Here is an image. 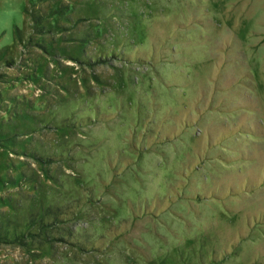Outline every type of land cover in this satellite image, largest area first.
<instances>
[{
    "label": "rangeland",
    "instance_id": "1",
    "mask_svg": "<svg viewBox=\"0 0 264 264\" xmlns=\"http://www.w3.org/2000/svg\"><path fill=\"white\" fill-rule=\"evenodd\" d=\"M1 147L0 264H264V0H0Z\"/></svg>",
    "mask_w": 264,
    "mask_h": 264
},
{
    "label": "trees",
    "instance_id": "2",
    "mask_svg": "<svg viewBox=\"0 0 264 264\" xmlns=\"http://www.w3.org/2000/svg\"><path fill=\"white\" fill-rule=\"evenodd\" d=\"M3 145H6V144H1V146H3ZM7 146V145H6ZM6 146H3V147H6ZM0 149H2V147L0 148ZM3 150V149H2ZM19 158V157H18ZM6 167H7V170H8V173L7 172H5V174H1V179H3V177L4 176H7V178H9L8 180H9V182L11 181V180H15V178H17V177H15V175H13V171H14V168L17 170V169H19V172L18 173H22V169H21V166H20V168H19V166L18 165H15V162L14 161H8L7 163H6ZM9 172H11V177H10V173ZM11 178V179H10ZM5 204L4 202H2L1 201V197H0V204Z\"/></svg>",
    "mask_w": 264,
    "mask_h": 264
}]
</instances>
